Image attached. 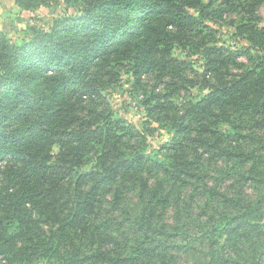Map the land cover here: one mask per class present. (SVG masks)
<instances>
[{"label": "trees", "instance_id": "obj_1", "mask_svg": "<svg viewBox=\"0 0 264 264\" xmlns=\"http://www.w3.org/2000/svg\"><path fill=\"white\" fill-rule=\"evenodd\" d=\"M16 1L30 8L48 0ZM218 1L79 0L78 14L58 17L20 43L0 31V264H173L159 237L177 234L153 219L167 202L166 187L182 179L203 183L206 206L230 205L202 224L204 264H264V133L242 146V131L230 126L246 116L264 129L258 17L238 25L248 47L202 46L203 72L192 85L203 94L178 103L187 63L174 48L199 51L212 39L205 21L221 17L225 5ZM242 55L249 65L238 60ZM122 73L143 92L144 124L182 140L197 136L199 147L225 162L220 189L194 172L199 160L180 152L182 141L173 138L163 158L149 154L145 133L112 115L103 93ZM150 74L157 78L147 89L142 77ZM218 118L230 127L231 141L222 147L219 130H212ZM211 134L217 138L210 142ZM246 182L260 187L256 196L240 191ZM129 195L138 199L132 215L138 228L124 240L116 210Z\"/></svg>", "mask_w": 264, "mask_h": 264}, {"label": "rangeland", "instance_id": "obj_2", "mask_svg": "<svg viewBox=\"0 0 264 264\" xmlns=\"http://www.w3.org/2000/svg\"><path fill=\"white\" fill-rule=\"evenodd\" d=\"M225 1H218L225 5L221 17H214L205 21L212 28V39L207 38L205 43L199 46V51L191 47L174 48L173 55L187 63L182 77L183 82L180 83L184 87L180 91L179 104L184 99L203 94L202 91H199L198 85H192V80H198L203 72L204 47L202 46H217L227 51L248 47L249 43L246 36L238 31V25L252 16L258 17L260 23L264 24V0H229L226 4ZM80 9L79 0H48L44 4L30 8L19 5L16 0H0V31L12 42L20 43L33 37L38 30H49L58 17L78 14ZM238 60L246 66L250 64L244 55L240 56ZM233 72H238V70ZM142 78L145 80L144 84L148 86L147 89H150L157 77L156 74H150L149 76L143 75ZM121 80L114 88L103 93L110 105L112 115L131 123L139 131H142V134L145 133L146 150L149 154H156L163 158L166 154L171 153V151L168 153L167 147L173 138L182 141L183 145L180 146V152H183L182 154L187 155L189 158L193 156L199 160L200 169L194 172H201L200 175H205L208 186L220 189L223 181H221L222 175L218 173V169L224 166L225 162L214 157V153L210 151L211 149L208 146L199 147L198 144L203 145V142L197 136H191L190 138L193 140L186 139L188 137L182 140L174 135V131L161 127L152 121H150L149 128L148 124H144L149 118L142 103V100H144L143 92L132 88L133 78L130 74L122 73ZM164 80H166V83L170 81V78L166 77ZM164 80L160 83V88L164 85ZM222 120L218 118L216 119L217 125H212V130H219L220 145H218L220 147L226 146L228 140L231 141L225 133V130L230 127L224 124V118ZM230 126L233 131L237 129L242 131L243 136L238 140V143L242 146L247 145L248 136L253 133H264V129L260 130L255 127L253 122H250L246 116H242L240 120H234ZM215 138L217 136L211 134L210 142ZM234 142H232V146L235 145ZM154 182L155 178H152L151 184L153 185ZM187 182L182 179L177 181L176 184L166 187L167 202L165 206L157 205L153 222L158 226H165L166 228L161 229L167 233L177 234L171 238L167 234L159 237L161 240L165 239V242H163L164 247L160 248L161 252H164L173 264H204L209 253L201 233L206 225L202 224L208 223L207 217L215 212L222 210L221 212L225 213L230 211V205L225 206L222 204L223 201L220 200L206 206V200L209 197L205 192L203 183L194 182L193 180ZM259 190L260 187H255L253 184L246 182L242 185L240 191H243V194L247 196H256ZM137 201L136 196L129 195L117 207L116 220L120 224V232L124 234L122 235L124 240H128L126 236L129 238L130 234L138 228L132 216L137 208ZM199 223L200 225H198ZM173 242L179 243L181 247L176 249ZM131 243L128 241V244Z\"/></svg>", "mask_w": 264, "mask_h": 264}]
</instances>
